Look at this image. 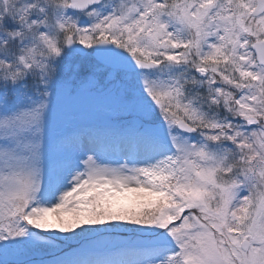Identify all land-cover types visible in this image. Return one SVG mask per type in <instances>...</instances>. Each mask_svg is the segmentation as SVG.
<instances>
[{"label":"snow or ice","instance_id":"obj_1","mask_svg":"<svg viewBox=\"0 0 264 264\" xmlns=\"http://www.w3.org/2000/svg\"><path fill=\"white\" fill-rule=\"evenodd\" d=\"M0 264H264V0H0Z\"/></svg>","mask_w":264,"mask_h":264}]
</instances>
